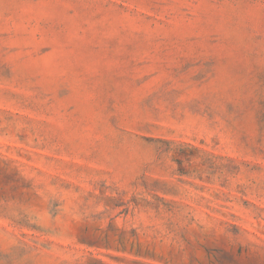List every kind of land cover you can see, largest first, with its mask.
<instances>
[{"label":"rangeland","instance_id":"rangeland-1","mask_svg":"<svg viewBox=\"0 0 264 264\" xmlns=\"http://www.w3.org/2000/svg\"><path fill=\"white\" fill-rule=\"evenodd\" d=\"M0 264H264V0H0Z\"/></svg>","mask_w":264,"mask_h":264}]
</instances>
